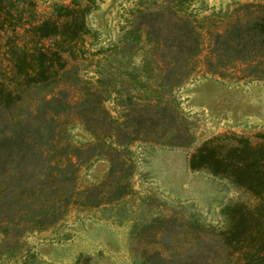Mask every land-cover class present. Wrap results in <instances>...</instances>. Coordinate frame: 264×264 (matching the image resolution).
<instances>
[{
  "label": "trees",
  "instance_id": "trees-1",
  "mask_svg": "<svg viewBox=\"0 0 264 264\" xmlns=\"http://www.w3.org/2000/svg\"><path fill=\"white\" fill-rule=\"evenodd\" d=\"M94 5L67 0L37 18L34 0H0V108L22 106L0 126L2 251L14 246L10 237L50 225L70 202L84 205L94 195L74 186L73 164L102 139L116 151L135 139L182 145L171 92L185 79L196 73L264 79V1L237 2L216 25L205 23L209 15L137 9L115 43L91 51L85 13ZM86 53L97 56L90 78L79 71ZM136 53L139 64L131 61ZM108 100L119 106L117 114ZM71 117L95 138L87 149L68 147ZM257 136H212L188 156L190 169L226 178L253 201L226 205L225 229L180 264H264V133ZM110 149L104 153L112 158ZM35 158L43 166L32 180L25 164Z\"/></svg>",
  "mask_w": 264,
  "mask_h": 264
},
{
  "label": "rangeland",
  "instance_id": "rangeland-1",
  "mask_svg": "<svg viewBox=\"0 0 264 264\" xmlns=\"http://www.w3.org/2000/svg\"><path fill=\"white\" fill-rule=\"evenodd\" d=\"M66 1L34 0L35 16L42 18L53 4ZM244 1L264 0H95L85 13L93 36L85 37V46L93 51L115 43L121 29L135 20L137 9L209 15L205 23L216 25L225 18L223 13ZM86 56L79 71L90 78L97 56ZM131 61L139 64V54L132 55ZM112 81L120 83L119 77ZM171 93L175 113L169 114L184 129L182 145L135 139L116 151L110 138L102 139L86 150L93 151L89 156L73 164L74 186L84 192L92 188L94 195L84 205L70 202L62 218L50 225L24 229L14 241L10 237L8 242L14 246L2 251L6 245H0V264H21L23 257L25 264H180L223 231L225 206L253 198L205 168L190 169L188 156L212 136L235 134L253 141L264 133V79L196 73ZM105 105L117 114L115 101ZM21 107H1L0 126ZM69 119L68 147L87 149L95 138L75 117ZM108 149L114 157L104 153ZM36 159L25 164L26 171H33L32 180L43 166ZM77 197L74 193L70 199Z\"/></svg>",
  "mask_w": 264,
  "mask_h": 264
}]
</instances>
